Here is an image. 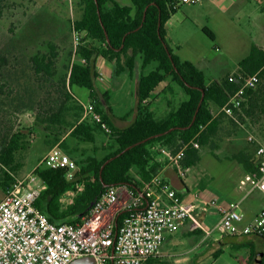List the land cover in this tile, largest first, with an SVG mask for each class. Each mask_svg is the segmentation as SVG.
<instances>
[{
    "label": "trees",
    "instance_id": "1",
    "mask_svg": "<svg viewBox=\"0 0 264 264\" xmlns=\"http://www.w3.org/2000/svg\"><path fill=\"white\" fill-rule=\"evenodd\" d=\"M79 7L80 17L72 26L73 31L85 33L78 45L77 56L86 63L68 61L59 73L57 47L48 43L45 52L38 51L28 59L34 85L32 92L39 90L44 97L39 93L37 97L41 99L35 100L30 92L26 98H11V103H16L19 108L18 112L32 113V122L18 127L0 120V189L3 192L11 190L21 172L33 134L42 135L48 147L59 146L77 165L73 181L66 180L65 170L42 166L34 170L44 185L35 206L55 224L79 223L109 187L126 185L134 192L140 191L143 183L157 175L163 166L158 161L162 156L160 150H169L172 154L183 150L181 164L189 169L200 161L199 150L203 147H208L216 157L213 150L226 122L235 132L245 121L250 122L255 115L264 114L263 48L255 44L250 46L248 54L238 62L237 75L208 81L202 70L175 55L166 41L164 26L177 9L172 0H130V5H120L116 0H80ZM4 8V0H0V16ZM202 31L210 39L214 38L207 27ZM98 58L113 66L114 75L126 72L130 78L137 76L134 106L122 117L123 121L133 119L125 127L114 126L110 119L109 92L102 91L97 84ZM6 62L0 57V69ZM255 74L259 81L253 89L246 91L240 108L235 109L231 117L224 113L213 116L211 107L221 109L238 91L243 80ZM5 86L0 85V97H3ZM173 87L185 96L175 106L173 99H168V95L177 97ZM76 89L87 90L89 102L109 127V133L82 118L83 108L74 94ZM153 94L156 96L151 98ZM161 95H165L170 108L158 117L151 109V102ZM99 133H104L107 140L95 147ZM80 144L92 145V155L79 152ZM99 149L104 152L102 156L97 154ZM257 149L254 152L239 151L231 155L230 160L235 161L245 174L254 173L260 163ZM77 184L83 187L82 190L71 202L62 203L65 193L75 191ZM177 196L181 198L178 193ZM123 217L124 213L117 216L118 225ZM254 257L251 252L245 264H253Z\"/></svg>",
    "mask_w": 264,
    "mask_h": 264
},
{
    "label": "rangeland",
    "instance_id": "2",
    "mask_svg": "<svg viewBox=\"0 0 264 264\" xmlns=\"http://www.w3.org/2000/svg\"><path fill=\"white\" fill-rule=\"evenodd\" d=\"M116 1L120 5H130L129 0ZM221 2L223 1L196 6L179 5L164 26L166 41L171 51L201 69L208 81L237 75L238 62L248 54L251 44L264 48V21H253L259 13L257 4L240 2L229 8V2ZM79 3L80 0H4L5 8L0 16V57L7 60L0 69V85H6L3 88V97H0V108L3 109L0 110V120H3V123L8 121L20 127L33 120L31 112H18L19 108L16 103H11V98H26L30 92L35 100L40 96L44 97L39 90L32 92L34 85L28 66L29 57L38 51L45 52L46 45L51 43L56 45L58 50L56 65L59 73L63 72V67L68 61H76L72 23L80 17ZM203 27L213 32V39L202 31ZM99 66L104 81L97 82L98 87L102 91H106V87L109 88L112 93L110 103L113 113L118 116L116 124L123 127L126 120L124 122L122 117L134 106L133 92L137 76L112 78L113 68L109 64L103 62ZM173 89L177 97L168 95V99H173L175 106L184 100L185 96L177 87ZM79 92L81 93V90ZM39 93L40 96L37 97ZM76 94V99H80ZM154 95L156 96L153 94L151 98ZM83 102L87 103V100L83 98ZM151 103V109L158 117L163 116L170 108L165 101V95L155 98ZM215 110L212 106L214 115L217 113ZM238 127L239 130L234 132L227 122L224 124V129L219 132L216 140L217 147L213 150L215 158L208 147L199 150L200 161L187 169L182 179L190 187L191 194L205 185L226 199L240 198L237 189L239 176L235 170L238 164L231 161L230 157L244 149L254 152L257 147H264V114H257L253 120H247ZM106 140V135L99 133L95 147H100ZM31 141L24 154V164L16 176L17 179L30 175L53 147L47 149L46 140L38 133L31 135ZM78 149L88 156L92 155L93 146L80 144ZM97 154L102 156L104 152L99 149ZM161 155L165 161L162 153ZM5 194L0 189V201ZM117 207L119 208L120 204L113 208ZM239 212L241 213V209ZM112 218L114 219V214Z\"/></svg>",
    "mask_w": 264,
    "mask_h": 264
},
{
    "label": "built area",
    "instance_id": "3",
    "mask_svg": "<svg viewBox=\"0 0 264 264\" xmlns=\"http://www.w3.org/2000/svg\"><path fill=\"white\" fill-rule=\"evenodd\" d=\"M205 1L217 0H172L175 8L179 5H202ZM258 3L264 11V0H258ZM84 36L85 33L73 31L74 57L81 65L86 61L78 59L77 48ZM103 81L99 73L97 82ZM258 81L257 74L244 79L238 91L216 114L224 113L231 117L234 110L240 108L246 91L253 89ZM80 103L82 118L109 133V127L94 105L90 102ZM193 146L199 148L196 143ZM160 152L178 176L184 178L187 169L181 164L183 150L176 154L165 149ZM256 155L260 159L258 170L244 174L238 181V189L245 196L255 190L264 194V147H258ZM37 166L65 170L67 181H73L78 171L75 162L59 146L52 147ZM35 168L25 178H16L11 190L0 201V264H71L85 257H91L94 264H143L158 256L167 235L177 232L185 221H192L194 227L200 228L199 217L202 211H206L204 207L199 209L184 203L157 174L143 183L138 192L126 185L109 187L79 223L55 224L35 206L44 189L43 183L34 174ZM82 188L81 185H75V191H67L61 202H71ZM215 202L212 201L210 205ZM117 204H121L120 210L124 213L121 223H116L117 217L103 222L102 217ZM239 211L238 202L221 207L220 218L213 230L235 237L255 236L264 239V209L246 224H241Z\"/></svg>",
    "mask_w": 264,
    "mask_h": 264
},
{
    "label": "crops",
    "instance_id": "4",
    "mask_svg": "<svg viewBox=\"0 0 264 264\" xmlns=\"http://www.w3.org/2000/svg\"><path fill=\"white\" fill-rule=\"evenodd\" d=\"M218 1L220 0H217L215 2ZM221 1H223L221 2V4L229 2V8L240 2H255L259 8V13L256 16V19L253 21H258L259 23H261V21H264V11L261 9L258 0ZM207 2L210 1H205L204 3ZM103 62L109 64L102 58L97 59L96 66L98 73H101L99 65H102ZM109 65L113 68L111 64ZM112 75V78H118L121 76H123L122 78L129 77L126 72L120 75H114V70ZM135 83L136 80L134 82V89ZM80 90L81 93L79 92ZM83 90L84 89H76L74 91V94L77 93L76 95L79 96L80 99L78 100L80 102L84 103V98L85 100H87V103H89L88 92L87 90ZM105 90L109 92L110 102H112V93L107 87L105 88ZM78 92L80 93L79 95ZM110 106L112 110L110 119L113 125L118 128H122L120 126H117L116 120H118V116L114 115L111 103ZM217 111L218 109L215 110V112ZM215 116H217V114ZM131 118L133 119V117ZM131 118H129L126 122L124 120V122L126 123L125 126L130 123V120H132ZM48 148L50 147H47V149ZM158 161L163 163V166L160 168L157 174L160 175L161 178L166 181L171 186V188L181 196L182 201L186 204L195 205L199 209H202V207H204L206 211H202L199 217V221L201 222L200 228L194 227V223L192 221H185L177 232L167 235L158 256L151 259L150 261L148 260L143 264H245L251 252L255 254V257L252 261L253 264H260L261 262L264 263L263 239L255 236L235 237L221 234L213 230L214 226L220 218L221 207H225L230 202L240 203L242 216L241 224L251 222L252 219L261 210L264 209V194L255 190L249 195L245 196V193L238 189V183L237 189L240 192V198L238 200L226 199L221 194H218L217 192L209 189L207 186L205 187V185L200 186V189L196 193L191 194L190 187H188L186 183L182 181L183 178H180L178 176L175 169L169 166L167 162L164 164V159H162V157L159 158ZM235 170L238 173L239 181L245 173L239 165L235 167ZM214 200L216 201L215 204L210 205V203ZM120 207H117V209L113 208L112 210L108 211L102 217V221L107 222L113 220L112 214H114V218H116L117 215L122 212L120 210ZM217 252H219L218 256L214 257V254Z\"/></svg>",
    "mask_w": 264,
    "mask_h": 264
},
{
    "label": "water",
    "instance_id": "5",
    "mask_svg": "<svg viewBox=\"0 0 264 264\" xmlns=\"http://www.w3.org/2000/svg\"><path fill=\"white\" fill-rule=\"evenodd\" d=\"M71 264H94V261L91 257H85V258L76 259L72 261Z\"/></svg>",
    "mask_w": 264,
    "mask_h": 264
}]
</instances>
